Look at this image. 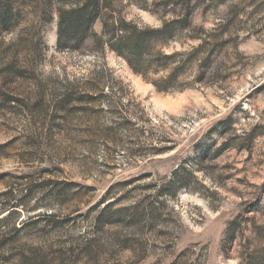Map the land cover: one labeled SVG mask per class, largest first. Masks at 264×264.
I'll list each match as a JSON object with an SVG mask.
<instances>
[{"label": "rangeland", "instance_id": "rangeland-1", "mask_svg": "<svg viewBox=\"0 0 264 264\" xmlns=\"http://www.w3.org/2000/svg\"><path fill=\"white\" fill-rule=\"evenodd\" d=\"M84 1L0 0V264H264V0H191L205 45L168 90L106 45L57 47ZM183 1L97 2L159 28ZM211 33L219 77L196 81Z\"/></svg>", "mask_w": 264, "mask_h": 264}, {"label": "trees", "instance_id": "trees-1", "mask_svg": "<svg viewBox=\"0 0 264 264\" xmlns=\"http://www.w3.org/2000/svg\"><path fill=\"white\" fill-rule=\"evenodd\" d=\"M98 0H86L82 5L60 10L57 14L56 45L59 48L68 47L73 50L103 49L108 46L122 59L134 73L148 78L149 74H164L151 83L159 90H168L169 86L180 85L179 72L185 63L191 62L199 50L205 45L203 29L195 26L191 20V0H184L185 12L180 19L163 21L161 27L139 26L124 19L108 22L110 14H101ZM104 1V0H103ZM104 5L105 2H103ZM97 16L103 17L101 35L91 32V27ZM175 29H184L189 38L198 39V45L184 53L186 56L180 64L174 63V53H164L160 45L172 38ZM211 48L201 56L198 63L195 80L212 81L219 77L213 66L212 53L215 51L216 39L213 33L208 39ZM216 52V51H215ZM66 97V96H65Z\"/></svg>", "mask_w": 264, "mask_h": 264}]
</instances>
